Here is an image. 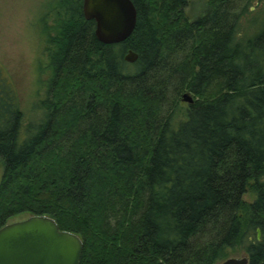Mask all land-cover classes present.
<instances>
[{
    "label": "trees",
    "instance_id": "obj_1",
    "mask_svg": "<svg viewBox=\"0 0 264 264\" xmlns=\"http://www.w3.org/2000/svg\"><path fill=\"white\" fill-rule=\"evenodd\" d=\"M190 1L132 0L135 31L105 45L84 0H58L34 123L0 64V229L49 216L80 264H264V22L257 0L194 21Z\"/></svg>",
    "mask_w": 264,
    "mask_h": 264
},
{
    "label": "rangeland",
    "instance_id": "obj_2",
    "mask_svg": "<svg viewBox=\"0 0 264 264\" xmlns=\"http://www.w3.org/2000/svg\"><path fill=\"white\" fill-rule=\"evenodd\" d=\"M58 0H0V64L13 80L25 113L26 123L40 120L42 112L35 108L37 101L46 96L52 73L48 70L49 53L46 50L47 32L54 34L55 15L50 11ZM207 10V0H191L186 9L190 21H194ZM49 13V14H48ZM43 23V16H46ZM249 24L257 19L258 26L264 22V0H257L247 15ZM46 25V27H45ZM53 32V33H52ZM193 96V95H192ZM194 98V96H193ZM187 105V102H183ZM3 165L0 161V181ZM253 194L245 200L252 202ZM29 215H20L10 223L25 220ZM229 257L246 256L243 249L229 251Z\"/></svg>",
    "mask_w": 264,
    "mask_h": 264
},
{
    "label": "water",
    "instance_id": "obj_3",
    "mask_svg": "<svg viewBox=\"0 0 264 264\" xmlns=\"http://www.w3.org/2000/svg\"><path fill=\"white\" fill-rule=\"evenodd\" d=\"M83 13L86 20L96 23L95 35L105 45L127 41L138 19L132 0H84ZM125 59L135 63L138 55L130 51ZM183 101L191 104L194 100L185 94ZM83 249L78 235L60 230L49 216H30L0 229V264H80ZM219 264H249V258L231 257Z\"/></svg>",
    "mask_w": 264,
    "mask_h": 264
}]
</instances>
